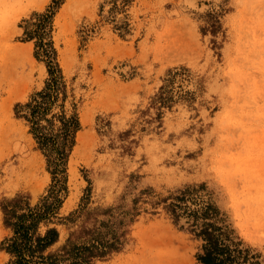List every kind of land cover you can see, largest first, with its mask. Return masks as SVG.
Here are the masks:
<instances>
[{
	"label": "rangeland",
	"instance_id": "rangeland-1",
	"mask_svg": "<svg viewBox=\"0 0 264 264\" xmlns=\"http://www.w3.org/2000/svg\"><path fill=\"white\" fill-rule=\"evenodd\" d=\"M59 1L52 35L81 128L53 174L18 106L50 78L26 32L56 5L0 0V264L12 260L3 205L36 206L59 179V218L138 209L123 250L94 264H199L172 196L214 204L264 264V0Z\"/></svg>",
	"mask_w": 264,
	"mask_h": 264
},
{
	"label": "trees",
	"instance_id": "trees-1",
	"mask_svg": "<svg viewBox=\"0 0 264 264\" xmlns=\"http://www.w3.org/2000/svg\"><path fill=\"white\" fill-rule=\"evenodd\" d=\"M54 3L52 9L36 14L35 28L26 32V40H36V54L46 60L50 78L42 91L18 107L50 169L57 174L66 173L81 123L77 113L70 115L66 110L68 87L52 35L60 1ZM57 107L61 111L53 113ZM58 183L59 188L50 190L36 206L23 197L3 205L5 225L13 232L5 247L12 256L11 264H94L122 251L128 243L129 227L139 216L137 208L125 209L120 205L92 210L82 205L69 217L59 218L58 210L63 203L59 193L66 188L61 179ZM170 200L165 202L166 209L174 223L201 241L196 255L199 264H261V256L245 245L227 216L214 204L202 203L193 208L186 196H172ZM184 218L187 221L182 224ZM56 220L68 226L65 238L53 226Z\"/></svg>",
	"mask_w": 264,
	"mask_h": 264
},
{
	"label": "bare ground",
	"instance_id": "bare-ground-1",
	"mask_svg": "<svg viewBox=\"0 0 264 264\" xmlns=\"http://www.w3.org/2000/svg\"><path fill=\"white\" fill-rule=\"evenodd\" d=\"M9 55V54H8ZM13 59V56L11 57ZM8 63V62H7ZM5 62H0V73H3L6 69H7V66ZM9 66V65H8ZM7 81H10V80H7ZM40 164V163H39ZM37 164V166L39 165ZM37 192V191H36Z\"/></svg>",
	"mask_w": 264,
	"mask_h": 264
}]
</instances>
